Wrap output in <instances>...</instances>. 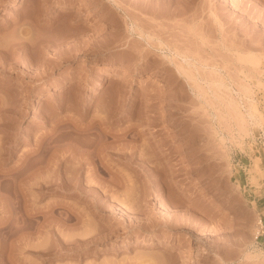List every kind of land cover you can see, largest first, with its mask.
Returning a JSON list of instances; mask_svg holds the SVG:
<instances>
[{"label":"rangeland","instance_id":"obj_1","mask_svg":"<svg viewBox=\"0 0 264 264\" xmlns=\"http://www.w3.org/2000/svg\"><path fill=\"white\" fill-rule=\"evenodd\" d=\"M0 109L3 170L53 139L0 264H264V0H0Z\"/></svg>","mask_w":264,"mask_h":264},{"label":"bare ground","instance_id":"obj_2","mask_svg":"<svg viewBox=\"0 0 264 264\" xmlns=\"http://www.w3.org/2000/svg\"><path fill=\"white\" fill-rule=\"evenodd\" d=\"M21 1L22 0H15L16 3H19ZM89 20H90V18H86L85 21H89ZM0 111H2V110L0 109ZM102 122L103 121H101V120L97 121V123H96L97 125L93 127V130L95 132L93 131L94 137L91 138L92 140L90 142L86 143L84 146L82 145L83 147L79 146L80 147L79 149L81 150L82 154L80 155V157L77 160V161H80V159H83L86 156L84 161L87 160V163H89L92 166V169L94 170L95 173L103 170V167L105 166V163H104L105 161H104L103 155L108 152L107 149L109 148L106 145L105 140L108 137H110V134H109V132L105 131L104 129L99 128V126ZM2 137L0 136V161L7 157L8 149H9V148L3 146L4 143L6 142L5 141L6 139L3 140ZM50 139H52V138H50ZM50 139L48 140V139L44 138V139H40L39 142L37 141L38 143L36 144V146H34L33 150L30 153H27V155L24 157L25 158L24 160L21 159L23 161H21V163L17 167L15 166V168L13 167V168L7 169V170H3V168L0 167V210H2L3 212L6 213V215L3 218H1V220H0V238H4V239L8 240L12 236H14L18 232H20V230H27L29 228V225H30L31 219H32L31 218L32 214H31L30 210L27 208V206H28L27 202L29 200L28 197H29L32 185H33L32 184L33 182H31V181H33V175H34V171H35L32 169V168H34L33 166H35V164L33 163L32 159L29 158V155L31 153H36L38 151H39V153H42L44 151L43 149L47 146L46 144H48L51 141ZM44 145H46V146L43 147ZM123 149L126 150V148H124V147L118 148L117 154L119 153L118 154L119 157H123V156L127 155L130 159H134L135 157L138 156V155H136L134 148L130 149L129 152L127 151V153ZM82 156H84V157L82 158ZM57 164H59V162ZM38 169H40V168L38 167ZM53 170H55V169H53ZM57 170H59V169H57ZM58 173H60V175L57 174L58 175L57 178H59L60 180L58 179L59 182H57L56 184H58L59 187H62V188L67 187L68 188V186H69L68 182L70 181L69 180L70 178L68 179V177L66 178L65 176H63L62 175L63 172L61 173V171ZM55 176H56V174H55ZM34 177H36V175H34ZM76 178H75L74 185L76 183L79 184V182H78L79 179H78V177H76ZM46 186L42 185L41 187H43V189H45L44 187H46ZM46 189H49V188L46 187ZM49 190H51V189H49ZM25 233L27 234V232H25Z\"/></svg>","mask_w":264,"mask_h":264},{"label":"built area","instance_id":"obj_3","mask_svg":"<svg viewBox=\"0 0 264 264\" xmlns=\"http://www.w3.org/2000/svg\"><path fill=\"white\" fill-rule=\"evenodd\" d=\"M264 210V209H263ZM264 237V211L261 215L256 219L254 228H253V238L258 240Z\"/></svg>","mask_w":264,"mask_h":264}]
</instances>
